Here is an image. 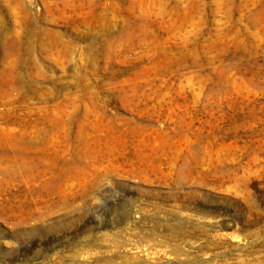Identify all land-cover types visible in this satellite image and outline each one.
<instances>
[{
	"label": "rangeland",
	"instance_id": "obj_1",
	"mask_svg": "<svg viewBox=\"0 0 264 264\" xmlns=\"http://www.w3.org/2000/svg\"><path fill=\"white\" fill-rule=\"evenodd\" d=\"M0 264H264V0H0Z\"/></svg>",
	"mask_w": 264,
	"mask_h": 264
}]
</instances>
